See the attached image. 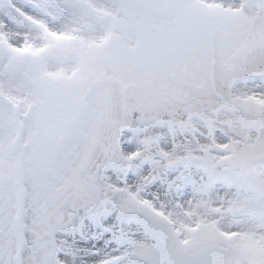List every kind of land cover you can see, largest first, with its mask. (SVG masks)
I'll list each match as a JSON object with an SVG mask.
<instances>
[{"label":"snow or ice","instance_id":"snow-or-ice-1","mask_svg":"<svg viewBox=\"0 0 264 264\" xmlns=\"http://www.w3.org/2000/svg\"><path fill=\"white\" fill-rule=\"evenodd\" d=\"M0 264H264V0H0Z\"/></svg>","mask_w":264,"mask_h":264}]
</instances>
